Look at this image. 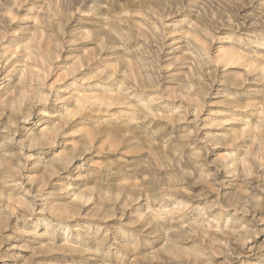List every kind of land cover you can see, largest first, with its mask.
<instances>
[{
  "label": "rangeland",
  "instance_id": "1",
  "mask_svg": "<svg viewBox=\"0 0 264 264\" xmlns=\"http://www.w3.org/2000/svg\"><path fill=\"white\" fill-rule=\"evenodd\" d=\"M0 264H264V0H0Z\"/></svg>",
  "mask_w": 264,
  "mask_h": 264
}]
</instances>
